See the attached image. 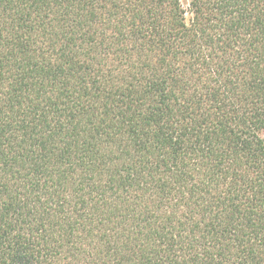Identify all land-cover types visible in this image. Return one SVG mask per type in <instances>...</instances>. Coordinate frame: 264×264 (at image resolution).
<instances>
[{
  "label": "trees",
  "instance_id": "obj_1",
  "mask_svg": "<svg viewBox=\"0 0 264 264\" xmlns=\"http://www.w3.org/2000/svg\"><path fill=\"white\" fill-rule=\"evenodd\" d=\"M0 264H264V0H0Z\"/></svg>",
  "mask_w": 264,
  "mask_h": 264
}]
</instances>
